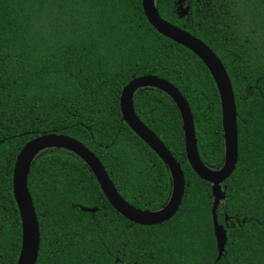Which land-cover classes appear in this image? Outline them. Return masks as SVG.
Here are the masks:
<instances>
[{
	"label": "trees",
	"instance_id": "1",
	"mask_svg": "<svg viewBox=\"0 0 264 264\" xmlns=\"http://www.w3.org/2000/svg\"><path fill=\"white\" fill-rule=\"evenodd\" d=\"M156 5L163 19L216 53L232 82L239 157L217 211L227 233L224 252L219 258L212 184L187 159L179 109L166 93L142 88L135 112L185 174L178 213L160 225L133 223L113 208L78 156L48 150L28 178L41 233L37 264H264V0H186L184 18L178 0ZM147 75L179 89L193 113L202 161L221 167L216 83L199 57L150 25L142 0H0V264H17L22 246L14 165L41 135L82 142L131 205L156 211L168 203L170 170L120 107L124 87Z\"/></svg>",
	"mask_w": 264,
	"mask_h": 264
},
{
	"label": "water",
	"instance_id": "2",
	"mask_svg": "<svg viewBox=\"0 0 264 264\" xmlns=\"http://www.w3.org/2000/svg\"><path fill=\"white\" fill-rule=\"evenodd\" d=\"M157 0H142L143 10L150 25L161 35L183 45L192 51L211 73L221 101L222 124L225 143L224 162L221 167L210 168L201 159L192 110L187 99L166 79L147 75L128 83L120 98L124 121L167 165L172 176V194L168 203L156 211L137 208L128 203L118 192L100 159L82 142L63 134H44L27 142L17 156L13 170V194L22 222V246L17 264H37L41 247V233L28 187V178L34 161L51 149L72 152L88 165L97 179L106 198L113 208L129 221L142 226H154L171 220L179 211L185 194V174L181 164L164 142L138 117L135 112L134 98L142 88H154L166 93L177 105L183 124L184 142L187 159L194 172L212 184L214 196L212 215L214 233L219 250V258L227 243V233L218 223L217 211L226 194L222 185L234 173L239 157L238 114L235 94L228 72L216 53L202 40L165 19L159 13ZM186 0H178V15L187 16L189 7ZM83 212L96 213L97 208L81 207Z\"/></svg>",
	"mask_w": 264,
	"mask_h": 264
},
{
	"label": "flooded vegetation",
	"instance_id": "3",
	"mask_svg": "<svg viewBox=\"0 0 264 264\" xmlns=\"http://www.w3.org/2000/svg\"><path fill=\"white\" fill-rule=\"evenodd\" d=\"M185 6V5H184Z\"/></svg>",
	"mask_w": 264,
	"mask_h": 264
}]
</instances>
